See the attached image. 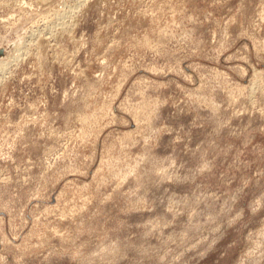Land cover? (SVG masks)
I'll use <instances>...</instances> for the list:
<instances>
[{
	"label": "rangeland",
	"instance_id": "1",
	"mask_svg": "<svg viewBox=\"0 0 264 264\" xmlns=\"http://www.w3.org/2000/svg\"><path fill=\"white\" fill-rule=\"evenodd\" d=\"M0 52V264H264V0H0Z\"/></svg>",
	"mask_w": 264,
	"mask_h": 264
},
{
	"label": "bare ground",
	"instance_id": "2",
	"mask_svg": "<svg viewBox=\"0 0 264 264\" xmlns=\"http://www.w3.org/2000/svg\"><path fill=\"white\" fill-rule=\"evenodd\" d=\"M65 27V26H64ZM61 29V28H60ZM12 62V61H11ZM4 66V65H3Z\"/></svg>",
	"mask_w": 264,
	"mask_h": 264
},
{
	"label": "water",
	"instance_id": "3",
	"mask_svg": "<svg viewBox=\"0 0 264 264\" xmlns=\"http://www.w3.org/2000/svg\"><path fill=\"white\" fill-rule=\"evenodd\" d=\"M1 54L3 53V52H0Z\"/></svg>",
	"mask_w": 264,
	"mask_h": 264
}]
</instances>
